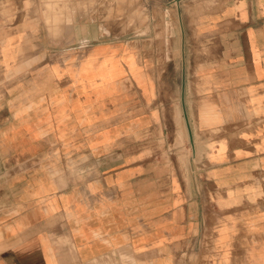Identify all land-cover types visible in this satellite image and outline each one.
<instances>
[{"label":"crops","instance_id":"1","mask_svg":"<svg viewBox=\"0 0 264 264\" xmlns=\"http://www.w3.org/2000/svg\"><path fill=\"white\" fill-rule=\"evenodd\" d=\"M153 7L0 54V264H264V0Z\"/></svg>","mask_w":264,"mask_h":264},{"label":"rangeland","instance_id":"2","mask_svg":"<svg viewBox=\"0 0 264 264\" xmlns=\"http://www.w3.org/2000/svg\"><path fill=\"white\" fill-rule=\"evenodd\" d=\"M156 1L160 0H0V54L16 51L25 57L37 53L44 39L51 54L70 52L75 47L85 54L96 41V33L106 35L111 28L116 40H123L129 31L124 24L139 32L136 24L148 23L155 15L149 10ZM79 33L81 44L66 42H72ZM3 74L0 85L6 87L11 78L6 71ZM18 80L26 83L27 78L20 76Z\"/></svg>","mask_w":264,"mask_h":264}]
</instances>
